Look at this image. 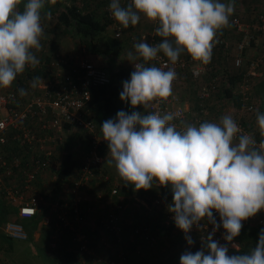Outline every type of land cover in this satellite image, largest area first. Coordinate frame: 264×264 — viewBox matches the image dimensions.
Here are the masks:
<instances>
[{
  "label": "clouds",
  "instance_id": "9594fccd",
  "mask_svg": "<svg viewBox=\"0 0 264 264\" xmlns=\"http://www.w3.org/2000/svg\"><path fill=\"white\" fill-rule=\"evenodd\" d=\"M48 2L56 0H27L21 10L22 0H0V88H10L26 67L38 65L35 52L42 50L41 21L50 16L44 11ZM108 10L124 29L137 25L143 15L158 24L155 34L162 39L155 45L142 40L127 53L134 71L122 81L119 98L145 111L121 109L102 122L108 147L104 164L115 167L124 184L136 190L168 188V211L189 246L194 243L189 235L193 227L200 231L212 225L202 247L186 249L179 264H264V228L246 254L229 255L227 244L213 239L222 227L223 239L232 242L241 233L242 221L264 210V148L257 147L255 136L244 133L231 114L219 122H181L178 128L171 112L146 111L172 95L178 75L167 64L148 62L162 53L175 64L186 53L193 61L210 63L217 34L230 27L235 0H131L127 5L110 0ZM38 80L34 77L31 86ZM17 91L26 95L24 88ZM256 123L264 134V112L259 109Z\"/></svg>",
  "mask_w": 264,
  "mask_h": 264
},
{
  "label": "built area",
  "instance_id": "2783aa9c",
  "mask_svg": "<svg viewBox=\"0 0 264 264\" xmlns=\"http://www.w3.org/2000/svg\"><path fill=\"white\" fill-rule=\"evenodd\" d=\"M125 1L127 4L131 2V0ZM106 10L112 20L109 26L112 28L113 37H122V26L111 16L108 6ZM254 13L252 24L242 22L237 15L230 18V28L232 26L235 33L238 34L235 49L231 55L228 50L227 34L225 35L222 30L217 34L218 42L212 50L211 62L207 65L193 61L188 54L180 56L175 64H171L162 53L158 54L156 61L149 62L150 65L155 64L158 67L167 64L176 71L178 75L172 87L181 84L186 73L195 80L197 83L196 98L199 104L196 112H189L182 106L175 90L167 100L152 103L146 111L171 112L175 117L173 122L177 124L178 128L181 127V122L195 124L204 121L215 122L217 116L209 117L212 108L206 101L213 94H217L221 87L227 85L229 75L227 74L226 77L227 69H223L221 61L225 62L226 59L232 57V65L237 70L235 75L239 76L233 85L232 94L239 106L234 109V113L231 115L244 133L255 136L257 147L264 148V144H261V141H264V134L258 136L255 125L249 127L244 121L246 115H249L250 121L256 119L257 109L264 112L253 101L252 93L254 82L262 76L264 68V11L254 10ZM157 26V23H154L150 32L144 31L141 34L142 38L152 45L158 43L155 34ZM133 38L132 34L130 39ZM81 47V51L85 52L86 47ZM252 48V54L247 55V51ZM46 67L45 79L38 81L36 87H32L31 95L21 96L17 91L19 88L26 90L27 86H31L27 84L32 83L33 80L28 76L30 66L26 67L23 74L17 76L10 88H0V146L5 150L0 154V197L16 206L18 215L22 218L32 217L37 212L40 197L35 193L36 185L45 181L49 174L54 177L53 180L56 179L60 161H56L55 147L63 137L66 138L68 133L72 132V129L87 132L88 141L82 160H78L75 150L68 151L73 154L76 160L75 168L68 174L64 182L69 185L68 191L72 195L77 196L79 190L88 188L95 181L96 170L103 162V150L107 145V141L102 138L100 126L94 122L88 111L90 108L87 107V104L91 97V87L103 86L111 82L108 71L79 55L75 56L71 66H66L64 58L58 57L51 58ZM219 71H223L220 73L223 75L220 76ZM204 74H212V76L204 80ZM11 147L14 150H11ZM103 182L109 186L110 183L113 182V184L106 196L100 191H96V195L98 199L109 200V203L112 197L118 194V183L122 180L117 173L113 180L104 176ZM143 203V206L151 207ZM150 204L157 207L161 206L163 201L157 196L152 199ZM56 205L60 208V212H57L56 216L58 226L70 232L68 239L74 252L80 257L87 256L86 260H81L82 263L134 264V262L125 260L123 252L120 251L121 248L118 250V247L112 250L115 255L104 259L97 257L93 259L94 245L92 243L90 245L89 236L81 231L85 217L76 207L73 209V214L77 221L75 225L71 224L66 218L64 204L56 203ZM117 207L120 208L119 205ZM213 211L219 221L218 213ZM118 213V211L108 209L104 211L100 222L104 231L112 236L115 235L117 242H120L124 228ZM169 216L165 223L169 219H173V215ZM243 222L264 226V214L259 211L255 216ZM206 228L208 231L203 230L205 234L199 232V238L202 241L211 232L212 225H206ZM87 229L94 231V228L90 226ZM192 230L197 231L196 227H193ZM0 231L13 240L26 241L28 239V234L20 221L7 220L0 225ZM133 232L132 236L141 233L144 236H142L144 241L150 245L154 242V237L149 235L151 234L150 224L143 223L142 226L133 228ZM223 232V229H218L215 233H219L220 236H213V239L219 241L220 244H227L228 247L231 243L236 244L225 241ZM53 245L54 243H52Z\"/></svg>",
  "mask_w": 264,
  "mask_h": 264
},
{
  "label": "trees",
  "instance_id": "16d2710c",
  "mask_svg": "<svg viewBox=\"0 0 264 264\" xmlns=\"http://www.w3.org/2000/svg\"><path fill=\"white\" fill-rule=\"evenodd\" d=\"M66 0H56L54 4L48 2L46 3L44 11L50 12V15H52L56 21V23L63 27V29L69 33L75 41H77V45H79V48L81 46H85L86 50L89 51L92 54L99 55L104 58H113L116 60V62L120 61L119 59L122 57V50H125V45H127V50H130L128 46L130 47L129 37H120V38H114L113 35H111L107 27L111 24L112 20L108 16V12L106 10V7L109 5V0H70L69 2H65ZM118 23V22H117ZM124 29V28H123ZM226 34V33H225ZM162 38L156 36V40L159 43ZM186 54V53H183ZM54 59V57H52ZM48 60V61H47ZM45 61H39L38 65L33 69L30 67L28 70V76L30 78H34V75H37L38 77L42 78L44 75H46L47 72V63H49L50 58H47ZM47 61V62H46ZM114 62V64H116ZM108 74L110 75L111 82L107 85L103 86H95L91 87V97L90 101L87 104V107L95 109L98 111V117L95 121L98 126H101L102 122L106 119L113 118L117 111L121 109H126L127 105L126 102H123L119 98V93L122 91L120 82L123 81L128 75H130V71H126L123 69L115 70L113 66L108 65L104 67ZM222 73L223 71H219V73ZM226 73V77H227ZM239 76L237 75H229L227 78V86L226 88L222 89V92L231 95L232 89L235 80H237ZM259 89L262 96V103H264V77L261 81H259ZM261 103V104H262ZM264 104L258 106V108L264 109ZM97 113V112H96ZM96 117V116H95ZM244 121L247 124V121H250L249 115H246L244 117ZM88 145V144H87ZM11 150H14L11 147ZM76 166V160L72 153H65L63 156V159L59 163V168L57 171V177L54 180L53 183V191L56 193L58 189L63 188V183L66 180V177L68 174L73 171V169ZM129 189V187H126ZM125 188V189H126ZM115 197V196H114ZM160 197L164 200V202H167L169 204V200H171V192L168 188L162 187L160 190ZM113 198V197H112ZM109 203H112L110 200ZM84 205V204H83ZM136 205H138L136 203ZM78 206V205H77ZM8 207H6L3 203V199L0 198V225L4 223L7 220H14L9 217V213L7 210ZM85 208V207H83ZM167 211L163 213V217L159 216V220L155 219L153 222V219L151 221V234L150 236L154 237V242L150 245L149 243L145 242L143 239V235L141 233L134 234L132 236L133 228L139 227L143 225L144 220H136L134 223L129 222L128 219L126 221L122 220L124 231L121 233V239L122 244V250L125 256V260L134 262V264H177L179 262V259H177L174 255V244L179 242V238H182L184 235L180 232H182L180 229H178L175 226L174 220L169 219L167 223H165V220L167 217H170L169 215H173L168 211V205L166 206ZM68 207L66 208V210ZM79 209V207H78ZM142 209L141 205H138V211ZM69 210H73V207ZM68 212V210H67ZM72 213V212H71ZM83 217L84 212H80ZM165 218V219H164ZM164 221L162 222V220ZM18 221V220H14ZM148 221H150L148 219ZM21 222V221H20ZM39 222V220L36 218L30 219V221L25 222L22 221L27 234L28 239L31 241L32 233L35 229L36 224ZM153 222V223H152ZM149 223V222H147ZM243 227L241 230V233L238 237H235L232 242H235L238 244V249H229L231 255L236 254H246L250 253L251 250L254 248L255 243L258 239V233L261 228H264V226L255 225L253 223L245 224L242 221ZM174 229L179 230L180 232L174 231ZM220 229H223L222 227ZM224 230V229H223ZM82 232H84L86 235L90 238V245H95L96 237L92 231L87 229L83 226ZM96 231V230H95ZM100 232V230H97ZM96 231V232H97ZM177 232V233H175ZM196 231L191 230L189 235L191 236ZM67 235H69L70 232L66 231ZM107 233V232H106ZM197 233V232H196ZM198 234V233H197ZM163 235V237H162ZM199 235V234H198ZM143 236V237H142ZM112 237V236H111ZM169 239L170 242L173 241V244L171 246V251L167 250L168 246H166V254L163 252L160 255V252L153 251V247H157L158 242H160V239L162 238ZM199 238V236H197ZM0 240H13L7 237L5 234H3L0 231ZM67 238V237H66ZM113 238L115 239V242L117 241V237L114 235ZM26 240V241H27ZM18 241V240H17ZM52 240L50 244L53 242ZM55 242V241H54ZM48 247H50V250H44V257H45V263L49 262V259L47 260V256L49 254L51 255L52 262L50 264H82L80 255L76 254L73 250V247L70 244V248L66 246L60 245H54L52 244ZM196 244H200L199 248L202 247L203 241L197 240ZM2 248V244L0 245ZM151 250V252H150ZM190 250V249H189ZM198 249L190 250L192 252L197 251ZM137 252H139L137 255H135ZM172 256L173 259L165 260L164 256L169 255ZM115 255V253H111L109 256ZM49 258V257H48Z\"/></svg>",
  "mask_w": 264,
  "mask_h": 264
},
{
  "label": "rangeland",
  "instance_id": "374dc122",
  "mask_svg": "<svg viewBox=\"0 0 264 264\" xmlns=\"http://www.w3.org/2000/svg\"><path fill=\"white\" fill-rule=\"evenodd\" d=\"M69 1V0H66ZM225 2H227V0H224ZM263 1L262 4H264V0H260ZM122 5H127V2L125 0H121ZM256 0H235V5L237 4H241L240 8H243L244 13L246 11V6L248 7V5L250 6V4H255ZM254 7V6H252ZM259 10L264 11V7L260 8L257 5ZM256 9V10H258ZM255 10V9H254ZM254 10L252 13H250L249 17H248V12H251V10H247V14H240L242 16V21L244 23L247 24H252L254 21ZM237 11V10H236ZM235 11V12H236ZM238 12V11H237ZM239 13V12H238ZM254 13V14H253ZM240 15L238 14V17H240ZM241 18V17H240ZM245 20H244V19ZM248 18H250L248 20ZM252 18V19H251ZM248 20V21H247ZM149 26L146 28H133V35L134 38L133 39H129L130 42V47L128 46V48H130V51L134 52V48L133 45L137 42H141L142 40H145L144 38H142L141 34L144 31H151V23H148ZM154 24L152 23V26ZM43 29H44V35L41 38V44H42V50H40L39 52H35L37 59L39 61H45L47 60V58H58V57H62L65 60V65L66 66H71L75 60V56L79 55L83 58H85V53L81 51V48H79V45H77V41H75V39L69 34L67 33L62 26L58 25L57 23L55 24L54 21H47L46 24L44 25L43 23ZM136 29V30H135ZM226 29V31L229 33L230 31V27H226L224 28V30ZM123 32L125 33V30H123ZM123 33V35H124ZM123 37V36H122ZM128 37V36H127ZM55 38V39H53ZM228 38V37H227ZM260 38V36H259ZM263 38V35H262ZM53 43H56L55 45V49L57 52H54L52 50L53 47ZM257 49V47H255ZM254 48V50H256ZM64 49L68 51V53L64 52ZM35 51V50H33ZM253 52V48L248 52V54H252ZM126 54V53H125ZM181 56H183V53L181 54ZM89 58V57H88ZM232 57H229L227 60L229 61V64L226 63V68H227V74L228 75H235L237 74V70L235 69V67L232 65ZM48 61V60H47ZM46 61V62H47ZM122 62V63H120ZM108 64H111V66L114 67L115 70H119L120 68L123 70H127V71H134V66L132 63H130L127 60V54L124 57L120 58V61L117 62V66H115L116 64H114L111 61H104V63L100 61V63H96V65L100 66V67H104ZM148 66H151L148 62ZM116 67V68H115ZM221 69V68H220ZM263 74L261 77H259L257 80H255L254 82V87L252 88V93H253V101L256 102L257 106L261 107V93H260V89L258 87L259 85V81L262 80V78L264 77V68L262 69ZM221 73V72H220ZM219 73V74H220ZM223 74H220V76ZM35 77H38L37 75H34ZM44 75L42 78L39 77V80H43L45 79ZM209 77L208 74H204L203 78L204 80L206 79L205 77ZM130 77V75H129ZM184 81H182L183 83H181V91H187L189 95L192 96V101L194 102V108H193V112H196L199 104L198 101L196 100L197 105H195V96H196V92H197V83L195 82V80H193L191 77H189L188 75H184L183 77ZM236 81V80H235ZM235 83V82H234ZM28 85H31L32 83H27ZM28 88H26V95H31V93L33 92L32 86H27ZM122 88V87H121ZM224 88V86H223ZM219 94V95H218ZM221 94L223 95L224 93L222 92V90L220 89L219 92L217 93L218 97L214 98V102H212L210 104V108H212V110H217V112H219V116H223L225 114H232L234 113V109L237 108L239 105L237 103H234L233 101H230L229 99L227 100L225 94L224 96H221ZM25 95V96H26ZM128 104V103H126ZM129 105V104H128ZM197 106V107H196ZM264 107V106H263ZM137 109H139L140 111L144 112L145 110L143 109L142 106H137ZM264 110V109H263ZM216 111H213V113L215 114ZM216 115V114H215ZM92 116V115H91ZM217 116V115H216ZM94 122H95V118L94 116H92ZM215 122H219V117L215 119ZM253 122H256V119H253ZM255 125V124H253ZM257 125V123H256ZM79 144V145H78ZM1 147V146H0ZM87 147V132H79L75 129H72V132L68 133V136L65 138L63 137V139L61 141L58 142V145L55 147V154H56V161H61L63 159V156L65 153L69 152H73V150H75V155H77L78 160H82V156L85 153V149ZM75 148V149H74ZM5 152V150H1L0 148V154ZM106 171V169H104ZM104 175L99 174V177L97 178V180L94 181L93 185L98 184L99 186L100 181H103L104 176H108L109 178H111L112 180L115 178V175L117 173L116 169L114 170H107L105 173L102 172ZM47 179L45 180V182L48 183H43L41 186H39L40 189H42V191H45L46 189H50L51 188V179L52 181H54V177L52 175H48L46 177ZM102 186L99 187L97 186V190L102 192V194L104 196H106V194H108V187L106 184H104V182H102ZM113 182L110 183V186H112ZM66 189L65 192L68 191V187L69 185L66 184ZM129 187V189H127L126 187ZM126 188V189H125ZM162 187L159 186H154L153 188L149 189V190H136L134 188L133 185L131 184H124V181L119 182L118 183V194L113 197L111 199L112 203H108L109 200H104V199H98L95 195V192L97 190H93L92 193L89 192L88 190H91L92 188L90 187L86 193L85 196L87 199H84L86 201L85 204H88L90 207L87 209V211L84 212V216L86 217V222L88 221L90 223V225L92 227H94V229L96 228L97 230H100L99 234L101 237L100 240H96V244L93 247V251L95 253V255L93 256V259H95V257L100 258V259H104L106 257L109 256V254L112 253V250L114 248H117L119 250V248H122V240L120 242H115V239L113 238L112 235H110L109 233H106V231H104L103 225L100 222V218L103 215L104 211L106 210H115L118 211L121 219L123 221H126L128 218H131V212L132 210L134 211V214L137 213L138 211V205H136L135 200L133 199L134 196H145L151 198L153 197L155 194H157ZM155 198V197H154ZM81 202H83L84 200L80 197ZM88 201V202H87ZM84 204V203H83ZM120 206L117 207V206ZM126 206V207H125ZM131 206V207H130ZM130 207V208H129ZM155 212L157 214H159L158 216H155L153 218L158 219L159 220V216H163L162 214L164 213V211L160 210L159 208H154ZM152 218V217H151ZM93 222V223H92ZM208 226H211L210 224H206ZM204 231H208V229L204 228ZM203 230L200 231H196L198 234L200 232V234H202V232H204ZM175 231L178 232V230L176 229ZM194 233L191 235V238L193 239L194 243L191 245V249H200L199 246L200 244H196V241L200 238H198L197 236H199L197 233ZM205 234V232H204ZM112 236V237H111ZM185 236V235H184ZM216 236H220L219 233H215L214 237ZM58 239V243L59 245H63L66 246L68 248H70V243L68 242L67 238H60L59 236H57ZM4 246V248H2L0 246V264H45V253L43 255H41L39 257L38 253L36 252V247H34L32 244H30V241H17V240H2L0 241V245ZM167 243L168 249L169 251H171V246L173 244V241L170 242L169 239L165 240V244ZM234 243H231L228 247L229 249H232ZM178 245V242H177ZM186 245L187 242H186ZM177 249H180V247H178ZM190 249V250H191ZM122 250V249H121ZM183 250L185 251L186 249L183 248ZM173 252H176L175 250ZM228 254H230V252L228 251ZM173 259L172 256L167 255L164 256L165 260L168 259ZM87 256H81V260H86ZM174 260V259H173ZM85 264V263H82Z\"/></svg>",
  "mask_w": 264,
  "mask_h": 264
},
{
  "label": "crops",
  "instance_id": "0c3cea01",
  "mask_svg": "<svg viewBox=\"0 0 264 264\" xmlns=\"http://www.w3.org/2000/svg\"><path fill=\"white\" fill-rule=\"evenodd\" d=\"M27 2V0H22V3H21V5L19 6L20 7V9L22 10V8H23V4L24 3H26ZM65 2H67V1H65ZM225 2V1H224ZM262 2L263 1H260V0H256V3L255 4H250V6L248 5V7L246 6V11L247 10H251V12H248V17H249V15H250V13H252L253 12V10L255 9V11H258L259 9H258V7H257V5L260 7V8H263L264 7V4H262ZM241 5V4H240ZM239 4H237V5H235V11L236 12H234V14L232 15V16H238V14L240 15V14H247V12L245 11V13H244V10H243V8H240L241 6H240ZM252 6H254V7H252ZM256 9H258V10H256ZM264 10V9H263ZM260 11H262V10H260ZM46 12V11H45ZM254 14V13H253ZM255 15V14H254ZM241 17V18H240ZM240 19H242V16L240 15ZM231 18V17H230ZM244 19V18H243ZM250 18H248V20H249ZM252 19V18H251ZM245 20V19H244ZM247 20V21H248ZM47 21H54L55 22V24H56V21H55V19H54V17L52 16V15H50V16H42V21H41V23H42V25H43V23H44V25L46 24V22ZM243 22V21H242ZM148 23H151V27H152V23L154 24V23H156V22H152V21H149V20H147L143 15H141V19H140V21L138 22V24L137 25H135V26H129L127 29H123V30H125V33H124V35L122 34V36L123 37H132V34H133V28H135V27H137V28H147L148 26H149V24ZM158 25V24H157ZM107 30H108V32L111 34V35H113L112 34V28H111V26H108L107 27ZM136 30V29H135ZM223 31L227 34V43H228V50H229V52H230V55L233 53V51H234V49H235V42H236V40L238 39V34L237 33H235V31H234V29L232 28V26H231V28H230V32L228 33L226 30H224L223 29ZM225 34V35H226ZM53 39H55V38H53ZM54 45H53V47H52V50L54 51V52H57L56 51V47H55V45H56V43H53ZM82 48V47H81ZM127 48V45H125V50L123 49L122 50V57H124V56H126V54L128 53V52H130V50H127L126 49ZM82 50V49H81ZM84 53H85V58L86 59H88L89 61H91L92 63H94V64H96V63H100V61H101V63L103 62L104 63V61L106 60V62L107 61H111V62H116V60L115 59H113V58H110V59H108V58H104V57H101V56H99V55H96V54H92V53H90L89 51H87L86 49H84ZM250 51V50H249ZM249 51H247V55H248V52ZM64 52L65 53H68V51L67 50H65L64 49ZM126 53V54H125ZM89 57V58H88ZM120 60V59H119ZM120 63H122V62H120ZM221 63H222V67H223V69H227L225 66H226V63H228L229 64V61L226 59L225 60V62L224 61H221ZM108 65H110V64H108L107 63V65L106 66H108ZM115 66H117V62H116V65ZM105 67V66H104ZM116 68V67H115ZM127 71V70H126ZM229 71V70H228ZM227 71V72H228ZM185 75H188L189 76V74H185ZM212 76V74H210L209 75V77H211ZM190 77V76H189ZM209 77H205L206 79H208ZM128 79H130V77H129V75H128V77H126L123 81H125V80H128ZM182 81H184V79L182 80ZM258 82H259V80H258ZM181 83H183V82H181ZM120 85H121V87H122V81L120 82ZM259 86V85H258ZM227 86H225L224 85V88H226ZM254 87V86H253ZM180 88H181V84H179V85H176V86H174L173 87V90H175L176 92H177V94H178V96H179V98H180V100H181V104H182V106L185 108V109H188L189 110V112H192L193 113V108H194V102L192 101V96L191 95H189L188 94V92L187 91H181L180 90ZM223 87H221L220 89L222 90V89H224ZM122 89V88H121ZM233 92V91H232ZM225 94V93H224ZM224 94L222 95L221 94V96H224ZM219 95V94H218ZM218 95L217 94H213L211 97H210V99H208L207 101H206V103L210 106V104L212 103V102H214V98L217 96L218 97ZM225 96L227 97L226 99L228 100H230V101H233L234 103H237L236 102V100L234 99V97H233V94H231V95H227V94H225ZM216 97V98H217ZM263 98H262V96H261V100H262ZM196 100H197V98H196V96H195V105H197V103H196ZM210 103V104H209ZM261 103H262V101H261ZM260 103V104H261ZM262 104H264V103H262ZM261 104V105H262ZM197 107V106H196ZM123 110H125V111H133V110H135V111H140L139 109H137V108H135V109H132L131 107H130V105H127V108L126 109H123ZM90 113H91V115L92 116H94V118H95V121L97 120V117H98V111H96L95 109H92V108H90L89 110H88ZM213 111H216L215 112V114L217 115V118L219 117V119H220V117L221 116H219V112H217V110H212V113L210 114V116L209 117H215L216 115L213 113ZM88 112V113H89ZM97 112V113H96ZM96 116V117H95ZM96 123V122H95ZM253 124H255V130H256V132H257V134H258V136L260 135V134H262L261 133V131H260V129L258 128V126L256 125V123L255 122H253V120H251V121H247V125L249 126V127H252L253 126ZM87 144H88V141H87ZM1 148V150H3V148L2 147H0ZM107 154H108V147H107V145H106V147H105V149L103 150V155H104V159H103V162H102V164H101V166L99 167V169L98 170H96V178L94 179V180H97V178L99 177V174H102V175H104L102 172H106L108 169L109 170H114L115 169V167H109L107 164H104V161H105V159L107 158ZM104 169H106V171L104 170ZM117 174V173H116ZM116 176V175H115ZM51 188L50 189H46L45 191H42V189H40L39 188V186H41L43 183H48V182H45V181H41V182H39L37 185H36V189H35V193L37 194V195H39V197H40V204H39V207H38V209H37V212H36V214L34 215V216H32V217H29V218H22V217H20L19 215H18V209H17V207L16 206H14V205H11L9 202H7V201H5L3 198V203H4V205L6 206V207H8L7 208V210H8V213H9V217L10 218H12V219H14V220H18V221H25V222H27L28 223V221H30V219H32V218H34V219H38L39 220V222L36 224V226H35V229H34V231H33V233H32V237H31V241H30V244H32L34 247H36V252L38 253V255H39V257L41 256V255H43L44 254V250L46 251V250H50V247H48L49 246V244H50V242L52 241V240H54L52 243H54V245L56 246V245H59V243H58V239H57V236H59V239L60 238H66L67 237V240H68V242H69V239H68V235H67V233H66V231H68L67 229H64L63 227H59L58 226V221H57V218H56V216H57V212H60V208H58L57 207V205H56V203H59V204H64V207L65 208H67L68 207V212H67V210H65L66 211V218L71 222V224H74L75 225V223H76V216L73 214V210H69L70 208H72L73 207V209L74 208H78L79 207V211L81 212H85V211H87V209L90 207L88 204H85L86 203V201L84 200V199H87L86 198V196H85V193H86V191L91 187L92 189L91 190H88L89 192H91L92 193V191L95 189V190H97L96 188H97V186L99 187V189H100V186H102V182L100 181V186L98 185V184H96V185H93L92 186V184L94 183V182H92L89 186H88V188H83V189H81V190H79V192L77 193V196H75V195H72L69 191H67V192H65V189H66V185H65V183H63V188H61L60 187V189H58L57 191H56V193L53 191V183H54V181H52L51 180ZM105 184V183H104ZM108 186V185H107ZM109 188H110V186L108 187V192H109ZM98 191V190H97ZM93 194V193H92ZM97 194V192H95V195ZM107 195V194H106ZM160 197V191L157 193V194H155L153 197H151V198H149V196L148 197H145V196H134L133 197V199L135 200V202L138 204V205H141L142 206V209L139 211V212H137L136 214H134V211L132 210V212H131V217H132V219L131 218H128V221L129 222H132V223H134L136 220H144L143 222L144 223H146V224H151V221H152V219H153V217H155V216H158L159 214H157L156 212H155V210H154V208H159L160 210H162V211H164V213L167 211V208H166V206L167 205H169L167 202H164V200L162 199V201H163V204L161 205V206H152L150 203H151V201H152V199L154 198V197ZM80 197L84 200L83 202H81V200H80ZM96 197H97V195H96ZM1 198V197H0ZM98 198V197H97ZM88 202V201H87ZM142 202H144L145 204H147V205H149V206H151V207H149V208H147V207H145V206H143L142 205ZM171 202V200H169V203ZM83 203H84V205H83ZM143 203V204H144ZM78 205V206H77ZM83 207H85V208H83ZM131 207V206H130ZM129 207V208H130ZM72 212V213H71ZM260 212H262V214H264V210H261ZM164 216V215H163ZM162 216V217H163ZM152 217V218H151ZM148 219L150 220V221H148ZM154 220L155 219H153V222H154ZM147 222H149V223H147ZM152 222V223H153ZM93 223V222H92ZM88 226H90V227H92L91 225H90V223L87 221L86 222V217H85V219H84V227H86V228H88ZM92 228H94V227H92ZM97 231V229L95 228L94 229V231H93V233H94V235H95V237H96V239L97 240H100L101 238H99V237H101L100 236V234H99V231ZM176 229H174V231H175ZM178 232H180L179 230H178ZM175 233H177V232H175ZM180 233H182L183 235H185V233H183V232H180ZM162 237H163V235H162ZM1 239V238H0ZM165 240H166V238L164 237V238H162V239H160V242H158V244H157V247H153V249H155V250H153V251H158V253L160 252V255L163 253V252H165V254H166V252H167V250H166V246H167V243L165 244ZM179 242H178V245H177V243L176 244H174V249L173 250H175L176 252H174V255H175V257L177 258V259H179V257H180V255L182 254V252H184V250H183V248H185V249H187V250H189V249H191V246H189V245H186V240H185V236H183L182 238H179ZM1 241V240H0ZM51 243V244H52ZM1 244H2V242H1ZM50 244V245H51ZM53 245V246H54ZM233 245H235V246H232V249H238V244H233ZM3 246V245H2ZM61 246H63L62 244L60 245V247ZM178 247H180V249H177ZM163 251V252H162ZM150 252H151V250H150ZM49 257V258H48ZM175 257H174V260H175ZM47 258V260L49 259V262L48 263H45V264H50L51 262H52V260H51V255L49 254V256H47L46 257ZM42 264V263H41ZM177 264H179V262L177 263Z\"/></svg>",
  "mask_w": 264,
  "mask_h": 264
}]
</instances>
